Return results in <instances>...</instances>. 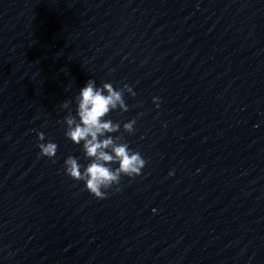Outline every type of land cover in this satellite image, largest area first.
I'll list each match as a JSON object with an SVG mask.
<instances>
[{
  "label": "clouds",
  "instance_id": "obj_1",
  "mask_svg": "<svg viewBox=\"0 0 264 264\" xmlns=\"http://www.w3.org/2000/svg\"><path fill=\"white\" fill-rule=\"evenodd\" d=\"M135 95L132 87L125 84L116 89L111 83L96 85L89 79L75 97V115L69 111L64 117L66 125L65 136L72 143L82 145L85 159L90 162L84 166L77 157L69 155L64 161V173L70 179L83 182L85 190L96 199H106L110 189L120 191L121 178H134L141 175L146 160L138 151H133L123 141L122 136L110 134L120 131V124L107 119L108 114L116 109L128 111L124 94ZM159 107V98L153 101ZM72 101H64L62 109H68ZM135 119L123 124L126 133L134 132ZM39 156L53 159L57 144L45 141V134L37 132ZM113 164L118 167L113 168ZM171 174V173H170Z\"/></svg>",
  "mask_w": 264,
  "mask_h": 264
}]
</instances>
